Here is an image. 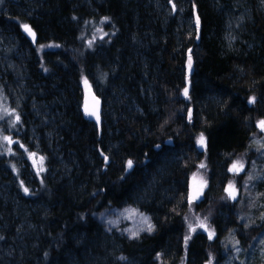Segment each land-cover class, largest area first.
Wrapping results in <instances>:
<instances>
[{"label":"trees","instance_id":"trees-1","mask_svg":"<svg viewBox=\"0 0 264 264\" xmlns=\"http://www.w3.org/2000/svg\"><path fill=\"white\" fill-rule=\"evenodd\" d=\"M7 1L0 0V25L14 27L19 48L28 41L25 24L46 45L37 54L27 43L34 55L26 66L57 111V128L50 147L38 128L35 150L26 141L32 124L25 105L6 130L16 125L24 135L10 133L12 156H21L24 144L29 158L43 157V171L28 159L30 173L20 164L14 170L0 150V184L18 193L13 206L0 196V264H259L264 165L250 185L247 173L229 171L236 159L255 157L247 151L264 120L258 2L242 0L236 14L230 0H176L194 19L191 27L173 5L157 12L154 0H31L20 14L11 7L5 13ZM85 81L103 102L100 129L81 112ZM202 183L200 201L190 203L189 188L200 191ZM230 183L240 200L226 193ZM125 204L148 213L153 230L134 238L123 227L108 234L97 213ZM206 211L211 240L204 229L187 233L188 217Z\"/></svg>","mask_w":264,"mask_h":264},{"label":"rangeland","instance_id":"rangeland-1","mask_svg":"<svg viewBox=\"0 0 264 264\" xmlns=\"http://www.w3.org/2000/svg\"><path fill=\"white\" fill-rule=\"evenodd\" d=\"M31 0H22L21 2H18L17 0H8L6 2V7L3 9L5 13H8V8L11 7L19 14L22 12H26L25 3H29ZM242 0H230V11L233 13L239 14L240 6L243 4L241 3ZM258 2L259 7L264 11V0H256ZM155 10L157 12H160V14L168 13L170 10L169 8L172 7V5L175 8V11L178 13V19L181 22V24H187L192 27L194 23V19H188L183 16L182 12L185 11L184 5H178L176 3V0H154ZM183 16V18H182ZM5 26L0 25V81L3 85H5V93H3L2 90H0V116L3 118L0 119V150L3 151L2 158H8V165L13 168L14 170H17L20 165L25 166L28 172L30 173L32 170L27 165L26 159L30 160L31 165L33 167V170L39 171L40 167H43V163L41 165L40 162V156L39 154L37 156H31L28 157L29 152L28 148H25V145L22 146V152L19 153L17 158L12 156L13 149L16 147V143L11 137L10 133H17L18 135L21 134V130L18 129L15 125L14 129L10 128V132H6L7 128H9L11 125L15 124L16 117L21 115V109H24L25 105H28V110H26L25 113L28 114V121L32 124L29 127L28 134L29 138L27 143H32L34 145L35 150L41 149V136L42 134L38 132V128H43L44 131V139L45 141L48 140L49 147L53 143V138L55 136V130L56 126L54 125L57 111L51 108L49 102L47 99H45L46 93L45 90L39 89V86L41 84L35 82V77L32 76V72L28 66H26V61L32 59L34 52L31 51V49L27 46L28 41H24L26 46H21L19 48V45L21 40L19 39V36L14 29V27L8 23L5 22ZM23 26V25H22ZM21 26V28H22ZM232 30L233 26L230 28V33H228V36H232ZM17 44V45H16ZM13 47H17L15 49H12ZM51 47V45H50ZM19 48V49H18ZM37 54H41L46 49V45L42 43H36V45L33 47ZM12 49V50H11ZM38 59V57H35ZM35 59V62L33 65H39L38 60ZM90 86L87 83H83L82 89L83 91L86 88H89ZM7 108L9 112L12 113V115H4L3 108ZM20 118V117H19ZM261 120L257 121L258 122ZM47 127V128H46ZM48 127H51V130H49ZM258 127V126H257ZM4 137H9L12 141L9 143L8 141L4 140ZM264 131H261V129L258 127V131L255 134L254 138L252 139L250 146L248 148L247 153L251 155H254L255 157L252 158L250 156V161L247 162V160L243 158L236 159V161H240L244 164V170L239 173H247L248 177L253 176L254 178L252 180H249L247 177V185H250L253 183L252 181L259 178L262 172V169L258 168V164L264 165ZM52 149V147H51ZM1 154V153H0ZM37 154V153H36ZM0 157V158H1ZM252 158V160H251ZM35 161V163H34ZM20 164V165H18ZM15 165V166H14ZM5 171V167L0 164V174ZM6 174V172H5ZM233 183H236V180L233 181ZM238 187V185H237ZM0 188L3 190H0V196L2 198V203L4 206L8 204H13L15 201L17 202V195L18 193L12 191L11 186H5L3 183L0 184ZM196 190V189H195ZM246 195H248L250 192L245 189L244 191ZM248 192V193H247ZM17 194V195H16ZM236 197L238 200L241 199L239 190H236ZM200 201V200H199ZM194 201V202H199ZM17 204V203H16ZM28 207L31 209H35L34 204H27ZM192 206V205H191ZM194 208V206H192ZM13 208V207H12ZM127 208L137 209L138 213H142L144 216H147L149 218L150 223L151 219L148 213L141 210L138 205L133 204H125L121 208H107L103 211L97 213L96 219L98 223L103 227L105 231L108 232V234H113L115 230H118L119 228L123 227L127 234L130 236V232L128 230L132 231H138L139 234L143 232H147V230H141L146 229L147 225H144L141 223V217L140 215H137L135 218L132 219H126L125 217L121 216L120 213L123 212ZM11 211H15L12 209ZM30 212V210H28ZM205 218H207L205 220ZM188 228L187 233H191L189 230V223L193 225V227H196V225L201 220H205V223L208 228V232H212L209 225V211L198 213V214H192L191 217H188ZM109 221H116L115 224H110ZM24 221L23 223H25ZM28 223V222H26ZM197 229H202L197 227ZM210 229V230H209ZM138 234V235H139ZM234 246L237 247V244L234 243ZM256 250L258 249L259 256H258V263L264 264V234L259 237V241L256 243L255 246ZM237 249L234 252L232 251L231 254H229V258H232L231 262L235 260ZM212 260V259H211ZM241 262L244 261V259L240 260ZM208 264V263H207ZM212 264H216L214 260H212ZM231 264H234L233 262Z\"/></svg>","mask_w":264,"mask_h":264},{"label":"snow or ice","instance_id":"snow-or-ice-1","mask_svg":"<svg viewBox=\"0 0 264 264\" xmlns=\"http://www.w3.org/2000/svg\"><path fill=\"white\" fill-rule=\"evenodd\" d=\"M105 20H107V18H105ZM197 23H199L198 20H197ZM23 28H24V31L27 32L29 35H33L34 36V33H32V30H31V28L28 25H26V24L23 25ZM97 31H100V29H97ZM101 38H103V36ZM92 43H93V41H89V46L90 47H91ZM85 83H87V81H85ZM185 95H187V89H185ZM254 101H255L254 97L250 98L249 103H254ZM98 103H99V101H97V104ZM3 112H4V115H12V113L9 112V110L6 107L3 108ZM85 114L88 115V116L95 115L97 120H99V116H98V114L96 112H90V111H88L86 109ZM2 118L3 117L0 116V119H2ZM18 121H19V116L16 117V122H18ZM257 126L261 129V131H264V120L259 121ZM4 140L8 141L9 143L12 142L9 137H4ZM197 143L201 147H203L205 145V138H204L203 135L200 136V138L197 141ZM262 147H264V145H262ZM34 155H35L34 153L30 154V156H34ZM105 159H107V158H105ZM40 162H41V165H42L43 157L40 158ZM34 163H35V161H34ZM132 163L133 162L131 160L128 161V167L129 168L132 167ZM205 167H206L205 164L201 163L200 168H205ZM243 170H244V164L241 163L240 161L234 162L232 164L231 168L229 169V171H231L233 173H239V172H241ZM40 171H43V167L42 166L40 167ZM253 178H254L253 176H249L248 177L249 180H252ZM193 179L195 181V179H196L195 174L193 176ZM204 183H206V182H204ZM21 186L23 187V185H21ZM202 190H203V183L201 184L200 191L196 192L195 195L191 196L189 202L191 203L193 200L199 199V196L202 193ZM225 191L228 193L229 198H231L233 200L236 199V189H235V186L232 183H230L228 185V187L225 189ZM24 192L27 194L28 193V189L24 188ZM120 215L125 217L126 219H132V218H135L137 215H140L141 223L144 224V225H147L146 229H141V230H147L149 232H151L153 230V225L150 223L149 218L147 216H144L142 213H138L137 209L127 208L123 212H121ZM206 219L207 218H205V220ZM205 220L199 221V223L196 225V227H193V225L191 223H189L190 232H195L197 227L204 229V231H208V228H207V225L205 223ZM109 223L110 224H115L116 221H109ZM128 231L130 232V238H134V237L138 236V234H139L138 231H132V230H128ZM214 235H215L214 232H209V235H208L209 240H211ZM188 239H190V237H185V241L186 242H187ZM121 259H123V257ZM208 264H212L211 259H209Z\"/></svg>","mask_w":264,"mask_h":264},{"label":"water","instance_id":"water-1","mask_svg":"<svg viewBox=\"0 0 264 264\" xmlns=\"http://www.w3.org/2000/svg\"><path fill=\"white\" fill-rule=\"evenodd\" d=\"M28 26L31 28L32 33H34V36L33 35H29L27 32H25L24 28H23V33L26 35V37L30 41L31 45L35 46L36 43H37V40H38L37 32L35 31V29H33L32 26H30V25H28ZM183 95H185V91L183 92ZM97 101H99L98 104H97ZM86 109L88 111H90V112H96L98 114V116H99V120H97L95 115H93V116L86 115L85 114ZM102 109H103L102 99L97 95V93L94 91V89L86 88L83 91V104H82V107H81V112H82V115H83V117L85 119H87L89 121H94L96 123L98 129H100L101 123H102V116H101ZM205 148H206V145H204L203 147H201L199 145L198 149H199L200 152H202V151H204ZM196 192H198V191L195 190L193 187H190L189 190H188L187 200L190 201V197L195 195ZM200 196H201V194H200ZM200 196H199V199H196V200H193V201H199L200 200Z\"/></svg>","mask_w":264,"mask_h":264}]
</instances>
